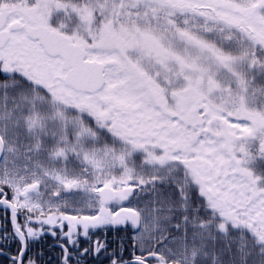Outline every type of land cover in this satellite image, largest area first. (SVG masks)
<instances>
[{"label":"snow or ice","instance_id":"6c2138e0","mask_svg":"<svg viewBox=\"0 0 264 264\" xmlns=\"http://www.w3.org/2000/svg\"><path fill=\"white\" fill-rule=\"evenodd\" d=\"M0 208L11 264H264V0H0Z\"/></svg>","mask_w":264,"mask_h":264},{"label":"flooded vegetation","instance_id":"af4514ba","mask_svg":"<svg viewBox=\"0 0 264 264\" xmlns=\"http://www.w3.org/2000/svg\"><path fill=\"white\" fill-rule=\"evenodd\" d=\"M8 192V197L11 198V193L7 189ZM9 220H10V214H9ZM1 225V222H0ZM11 225V223H10ZM12 227V225H11ZM67 228H65V231ZM105 233V236H108L110 234V228H107ZM135 235V232L133 229L130 227L125 228L123 226H119V231H118V239L120 240V244L123 245V259L125 260H131L133 254L135 255H147V252L151 250H158V248L154 249L152 244L150 242H145L144 245V251L141 252L139 245H137L135 248L133 247V240L132 237ZM59 241L54 239L52 236L47 235L44 238H42L38 244L39 248L46 247L47 250L49 251V257L47 258L46 262L49 264H59V257L55 259L57 256V253H61V250L59 247H56L55 245L58 244ZM12 245L9 244V248H11ZM89 248L91 246H88ZM9 255H15V254H9ZM103 259L101 261H98V259H94L92 256H88L86 258V261H81V264H110L105 263ZM147 264H156V261L154 259L148 258Z\"/></svg>","mask_w":264,"mask_h":264},{"label":"trees","instance_id":"16d2710c","mask_svg":"<svg viewBox=\"0 0 264 264\" xmlns=\"http://www.w3.org/2000/svg\"><path fill=\"white\" fill-rule=\"evenodd\" d=\"M7 192V189H5ZM0 222L1 225H6L8 228V231H12V227L10 225V220L6 221L5 220V212L3 209H0ZM110 228V234L108 236H105L106 229L104 230H96L93 239H102L106 240L108 242V252L107 253H102L100 257L98 258V261H101L102 259L106 261L107 263L110 262V260L107 258L111 253L113 252H120V240L118 239V231H119V226L118 227H109ZM12 247L9 248V245H6L3 247V251L7 254H16L17 249L19 247L18 244L12 243ZM83 247H88L91 246L90 244L82 242ZM31 251L28 253L29 256L33 257L36 259L37 264H49L46 262L47 258L49 257V251L47 250L46 247L39 248L38 243H33L30 245ZM38 253H43V255H38ZM61 256V253H57V256L55 259ZM105 262V263H106ZM0 264H11V261H9L5 256H0Z\"/></svg>","mask_w":264,"mask_h":264}]
</instances>
